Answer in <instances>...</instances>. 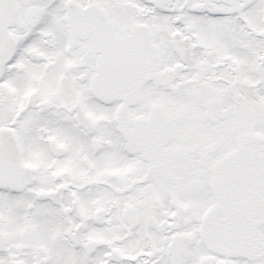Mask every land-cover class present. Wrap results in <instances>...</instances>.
Returning a JSON list of instances; mask_svg holds the SVG:
<instances>
[{"label":"snow or ice","instance_id":"1","mask_svg":"<svg viewBox=\"0 0 264 264\" xmlns=\"http://www.w3.org/2000/svg\"><path fill=\"white\" fill-rule=\"evenodd\" d=\"M0 264H264V0H0Z\"/></svg>","mask_w":264,"mask_h":264}]
</instances>
